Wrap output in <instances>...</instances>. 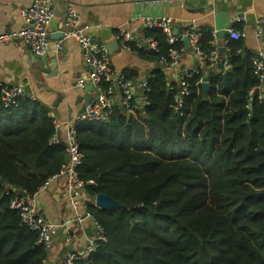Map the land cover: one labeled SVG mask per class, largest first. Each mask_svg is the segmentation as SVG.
Listing matches in <instances>:
<instances>
[{
  "label": "trees",
  "instance_id": "1",
  "mask_svg": "<svg viewBox=\"0 0 264 264\" xmlns=\"http://www.w3.org/2000/svg\"><path fill=\"white\" fill-rule=\"evenodd\" d=\"M138 33L153 38L159 52L130 44L131 52L154 63L184 47L169 45L158 28ZM211 40L212 28L202 25L200 48L208 51ZM223 41L230 67L188 78L179 112L171 107L175 85L154 68L144 76L149 91L141 114L116 104L107 122L76 125L78 173L91 181L85 198L105 194L119 205L88 203L107 239L73 264H264V96L253 95L254 53L243 38L225 33ZM51 120L39 101L0 102V264H47L49 250L36 244L10 201L17 189L36 194L66 162L63 146L48 144Z\"/></svg>",
  "mask_w": 264,
  "mask_h": 264
},
{
  "label": "crops",
  "instance_id": "2",
  "mask_svg": "<svg viewBox=\"0 0 264 264\" xmlns=\"http://www.w3.org/2000/svg\"><path fill=\"white\" fill-rule=\"evenodd\" d=\"M32 0H0V32L17 30L23 27L19 9L29 6ZM211 2L213 4L211 7ZM51 0L53 18L48 24L49 51L44 56H35L23 40L0 43V87L18 85L25 92L33 93L36 101L48 107V116L63 123L60 135H65V122H72L91 98V92L75 87L76 81L88 71L79 45L74 38L62 41L56 53V40L52 34L66 31L61 25L65 18L66 6L70 5L79 15L86 27V34L93 42L104 45L116 40L119 29L128 28L140 32L143 23L137 17H159L167 15L175 20L174 27L183 36L191 18L196 19L198 27L209 25L217 31L218 42L223 45V37L235 17L243 18L241 24L245 31L244 46L253 53L264 50V45L254 36V21L264 17V0ZM210 6V7H209ZM135 19V20H134ZM174 28V29H175ZM225 33L219 36V31ZM110 63L115 72L126 71L130 80L137 82L155 68L154 62L138 56L118 46L112 47ZM224 53V52H223ZM222 53V54H223ZM197 59L189 52L182 54L178 68L164 70L168 84L173 86L180 70L196 66ZM182 68V69H181ZM204 79V78H203ZM205 81V80H203ZM116 92V90H115ZM116 95V93H115ZM116 98L119 100V96ZM38 212L48 221L56 224L55 240L48 251L47 264H59L67 251L83 248L94 233L93 221L86 217L75 221L76 211L69 207L63 180H50L36 192ZM86 200L94 204V197ZM69 222L72 239L64 241L63 223Z\"/></svg>",
  "mask_w": 264,
  "mask_h": 264
},
{
  "label": "built area",
  "instance_id": "3",
  "mask_svg": "<svg viewBox=\"0 0 264 264\" xmlns=\"http://www.w3.org/2000/svg\"><path fill=\"white\" fill-rule=\"evenodd\" d=\"M65 18L61 25L66 28L63 32V38L55 43L56 53L60 51L62 41L66 38H74L80 48L82 58L88 67V71L79 78L75 87L84 89L87 84L91 85L94 93L92 98L85 103L83 111L78 113L72 122H65V135H60L63 125L57 118L51 117L53 131L48 139L49 145H62L66 153V162L61 166L59 172L50 177V180H63V188L66 193L67 203L70 208L76 211L75 221H81L89 217L93 221L94 233L88 239L87 244L74 251H67L59 264H73L93 252L99 243L105 242L106 232L104 227L95 221L88 210V201L85 198V184L91 183L83 181L78 173V168L83 163V155L79 148V142L76 136L75 127L80 122H107L109 116L114 110L116 104L129 114L137 115L138 107L147 104V92L149 87L147 78L142 77L135 84L127 79L122 72H115L110 63V54L106 45L96 43L86 34V27L80 22L79 15L70 5L66 6ZM20 17L23 21V27L17 30H4L0 32V43L12 40H23L29 47L31 53L35 56H44L49 51V32L47 26L53 18L54 10L51 6V0H32L31 4L19 9ZM137 21L143 23V27L158 28L166 35L169 45L181 41L183 37L189 40V52L197 59L198 66L189 69L180 70L176 77L175 88L177 93L173 97L171 107L175 112H179L183 106L184 98L189 95L187 79L196 76L201 70L214 68L220 63L224 70L230 67V60L224 54L221 56L218 42L217 31H212V40L210 49L204 51L199 46L200 27L196 24V19L191 18L183 36H179L174 31L175 20L167 15L159 17H137ZM134 19V20H135ZM243 22V18L235 17L226 33L229 38L237 40L245 37L244 29L235 30L232 25ZM254 36L256 40L264 45V17H259L254 21ZM116 40L119 46L131 51L130 44L145 52H159L157 42L151 37H142L138 32H131L128 28H121L117 32ZM225 51L224 45H222ZM188 51L185 47H171L168 52V58L162 57L160 63L166 64L171 68H178L182 54ZM239 52V50H238ZM253 71L257 80L259 89V98L264 96V50L257 51L251 58ZM103 83H110L104 87ZM172 87V86H171ZM254 89V90H255ZM116 90V92H115ZM119 96V100L116 98ZM20 100L35 101L33 93L25 92L18 85H3L0 87V102L4 107L16 105ZM44 184V185H45ZM43 185V186H44ZM42 186V187H43ZM40 187V189L42 188ZM36 194L20 196L15 195L10 201V207L18 211L21 222L30 231L36 234V244L46 250H50L55 240L57 226L46 220L37 209ZM94 206V204H93ZM65 228L64 241L69 242L72 239V230L69 222L63 223Z\"/></svg>",
  "mask_w": 264,
  "mask_h": 264
},
{
  "label": "water",
  "instance_id": "4",
  "mask_svg": "<svg viewBox=\"0 0 264 264\" xmlns=\"http://www.w3.org/2000/svg\"><path fill=\"white\" fill-rule=\"evenodd\" d=\"M216 1L218 2V0H216ZM213 4H215V3L211 2V7H213ZM217 4H215L216 5L215 7H217ZM50 24H53V25L55 24L57 26V22L56 21H54V23L50 22ZM175 27H177V25H175ZM174 31L177 34V29L176 28L174 29ZM224 33H225L224 30H220L219 31V36H222ZM52 37L55 38L56 40L62 39L63 38V32L62 31L54 32V34H52ZM181 41L184 44L185 49L189 51L190 47H189L188 38L187 37H183L181 39ZM118 46H119V43H118L117 40H115L112 43L106 44V49H107V51L110 54L112 52L111 51L112 47L114 49L118 50ZM62 48H63V44H62ZM219 50L222 53L224 52V48L222 46L219 48ZM154 66H155V68L163 69V70H166L167 68H169L168 65L160 63V62H155ZM196 66H198V63H196ZM217 66L220 67V63H218ZM135 83L136 82H134V84ZM201 86H202V98L206 99V91H207V88H208V83L206 81H202L201 82ZM84 89H85V91L91 92V96H93L94 93L91 90V85L90 84H87ZM258 93H259V89H255L253 91V95H257ZM83 109H84V107L82 108V110H80V113L83 111ZM0 182H3L2 178H0ZM15 192L17 194H19L20 196H26L27 195V193L25 191L20 190V189L15 190ZM118 205L119 204H118L117 201L113 200L111 197H109V196H107L105 194H98V195H96L94 197V206L97 207V208H111L113 206H118ZM86 264H92V263L91 262H87Z\"/></svg>",
  "mask_w": 264,
  "mask_h": 264
}]
</instances>
